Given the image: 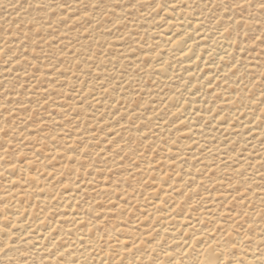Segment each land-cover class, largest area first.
<instances>
[{
    "label": "rangeland",
    "instance_id": "1",
    "mask_svg": "<svg viewBox=\"0 0 264 264\" xmlns=\"http://www.w3.org/2000/svg\"><path fill=\"white\" fill-rule=\"evenodd\" d=\"M183 1L188 13L208 21L217 16L229 27L242 78L233 88L248 97L259 93L253 105L264 106V0ZM164 3L0 0V202L9 190L1 185L6 176L33 175L31 190L16 184L12 195L48 224L54 221V235L63 237L60 226L69 223L67 209L55 201L73 194V211L84 215L92 232L140 238L155 235L150 216L158 208H149L156 190L170 194L179 214L209 204L208 215L224 229L236 234L247 224L248 240L264 241V154L249 150L238 131L218 134L208 119L196 122L200 117L191 123L200 144L218 149L209 156L203 147L184 144L178 115L167 98L161 100L176 85L153 77L148 55L154 48L163 54L151 42L164 27ZM152 26L158 29L150 33ZM93 92L101 96L97 103L88 98ZM156 101L165 104L152 111ZM156 121L164 128L155 129ZM139 158L146 168L135 162ZM167 199H161L164 206ZM145 216L147 225L136 226ZM5 231L10 245L24 250L15 252V263L38 260L28 257L30 244L15 247L14 228Z\"/></svg>",
    "mask_w": 264,
    "mask_h": 264
},
{
    "label": "bare ground",
    "instance_id": "2",
    "mask_svg": "<svg viewBox=\"0 0 264 264\" xmlns=\"http://www.w3.org/2000/svg\"><path fill=\"white\" fill-rule=\"evenodd\" d=\"M164 1V6L160 8L161 14L165 16L161 20L164 21L161 24L164 27L154 33V42H151L156 44L155 47H159L163 54L157 53L154 48L148 55L154 71L153 77L162 83L176 84L174 92H162V96H166L160 99L164 101L167 98L171 106L170 112L178 115V125H183L180 135L186 139L181 142L190 143L189 146L193 145V148L203 147V150L207 149L206 152L210 153L209 156L215 154L214 151L218 147L209 148L210 144H200L203 141L200 131L191 124L193 119L200 117L196 122L208 119L211 125H216L218 134L223 132L227 135L229 131H238L240 136L234 133V137L244 138L241 140L250 145L249 150L253 149L258 155H263L264 106L253 105L259 93L248 97L247 92L241 93L239 88H233L242 78L239 75L240 65L234 54L235 45L229 27L219 23L217 16L212 15L214 18L208 21L206 17L188 13L185 8L191 7L186 1ZM204 20L209 22L208 25ZM154 29L158 28L150 27V33H153L151 31ZM88 98L97 103L101 96L99 97L98 92H93ZM162 101H156L157 103L152 105L156 108L152 111L165 104ZM215 104L220 109L215 108ZM231 120L236 121L234 126L231 125ZM153 124L158 130L165 125L163 121ZM113 138L107 140L118 147L119 141ZM27 154L29 156L30 153L25 152V155ZM136 161L141 168L147 167L144 160L139 158ZM12 167L14 166L9 169ZM3 180L1 185L7 186L9 190L4 191L8 194L0 202V264L23 263L22 260L18 263L13 261L15 252L24 250L18 251L10 245L9 234L5 228L16 230L11 234L16 238L15 247L30 244L34 249L28 257H37L38 260H30L29 264H145L152 260V264H208L209 259L213 264H264L263 237L255 239L250 236L251 239L248 240L247 235L250 232H247V224H240L246 229L236 234L230 229H224V225H219L217 221H213L212 215H208L212 212L209 204L201 206L202 209H191L194 210L191 211L193 213L179 214L176 207L169 203L170 194L154 190L151 192L152 206L149 209L158 208L150 216L155 219V235L151 232L135 238L133 235H101L92 232V227L85 224L84 215L80 211H73V194H64L55 201L59 206L62 205L63 209H67L65 219L69 223L60 226L66 228L65 235L61 237L63 233L53 234L56 226L54 221L48 224L43 216L31 213L26 204L16 195H12V187L16 184L25 190H31L34 187L33 175L26 178L6 176ZM46 195L44 194V197ZM164 197L168 198L169 205L164 206L161 203ZM208 201L210 199L205 202ZM146 217L137 219L135 225H147L143 221ZM211 221V228H208ZM202 225L204 227L200 228ZM238 228L243 229V226ZM164 235L168 236L163 238ZM32 254H35V257L31 256Z\"/></svg>",
    "mask_w": 264,
    "mask_h": 264
},
{
    "label": "snow or ice",
    "instance_id": "3",
    "mask_svg": "<svg viewBox=\"0 0 264 264\" xmlns=\"http://www.w3.org/2000/svg\"><path fill=\"white\" fill-rule=\"evenodd\" d=\"M262 7H264V5H262ZM208 264H213V261L209 259Z\"/></svg>",
    "mask_w": 264,
    "mask_h": 264
}]
</instances>
